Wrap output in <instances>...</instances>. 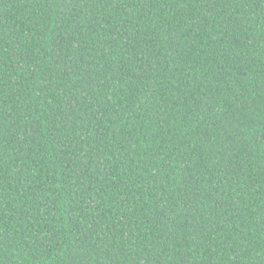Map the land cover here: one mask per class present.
<instances>
[{
    "label": "trees",
    "instance_id": "obj_1",
    "mask_svg": "<svg viewBox=\"0 0 264 264\" xmlns=\"http://www.w3.org/2000/svg\"><path fill=\"white\" fill-rule=\"evenodd\" d=\"M0 264H264V0H0Z\"/></svg>",
    "mask_w": 264,
    "mask_h": 264
}]
</instances>
